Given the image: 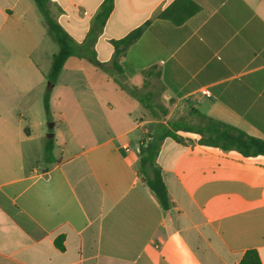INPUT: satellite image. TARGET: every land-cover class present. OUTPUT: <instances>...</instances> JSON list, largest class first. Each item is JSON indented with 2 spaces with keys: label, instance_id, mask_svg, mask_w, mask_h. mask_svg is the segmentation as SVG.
Wrapping results in <instances>:
<instances>
[{
  "label": "crops",
  "instance_id": "crops-1",
  "mask_svg": "<svg viewBox=\"0 0 264 264\" xmlns=\"http://www.w3.org/2000/svg\"><path fill=\"white\" fill-rule=\"evenodd\" d=\"M104 1L47 7L80 44ZM139 28L120 73L112 42ZM94 49L104 70L70 58L52 88L46 161L59 46L34 0H0V264H239L249 250L264 264V155L176 131L157 158L165 210L135 150L192 110L264 142V0H114Z\"/></svg>",
  "mask_w": 264,
  "mask_h": 264
},
{
  "label": "trees",
  "instance_id": "trees-1",
  "mask_svg": "<svg viewBox=\"0 0 264 264\" xmlns=\"http://www.w3.org/2000/svg\"><path fill=\"white\" fill-rule=\"evenodd\" d=\"M43 16V22L49 36L58 44L59 51L53 56L50 73L47 77L49 86L44 95V109L48 121H52L50 98L51 91L57 79L70 58L77 57L87 60L93 66L105 69V65L97 59L94 45L96 42V33L101 32L108 20L114 6V0H105L99 13L94 20V27L83 43H77L70 34L55 20L47 7L49 0H34ZM143 32L139 28L121 40L113 41L115 55L112 66L115 70L122 72L119 64V58L125 55L131 44L136 42ZM131 95H135V89L129 86H123ZM167 116L168 111H163ZM197 116V121L192 119H183V124L172 126L171 129L159 125L152 136L150 142L145 145L140 153V172L151 191L155 194L163 209L168 210L171 206V200L157 158L161 145L165 138L173 137L180 139L175 134L180 130L183 132L196 133L201 136L200 143L208 146L220 147L223 150L236 149L246 156L264 155V142L251 138L234 127L218 123L213 119L190 111V116ZM55 139H46L44 146V157L46 161L51 162L54 159L53 150ZM62 239L57 240L59 248L63 249ZM239 264H262L259 254L256 250L247 251Z\"/></svg>",
  "mask_w": 264,
  "mask_h": 264
},
{
  "label": "built area",
  "instance_id": "built-area-1",
  "mask_svg": "<svg viewBox=\"0 0 264 264\" xmlns=\"http://www.w3.org/2000/svg\"><path fill=\"white\" fill-rule=\"evenodd\" d=\"M202 95L203 96H205V97H207V98H210L211 96H212V93H211V91H210V89H204L203 91H202ZM152 139V133H150L149 131H146V138L144 139V141H142L140 144H138L137 145V147H136V152L137 153H141V150H142V148L145 146V145H147L149 142H150V140ZM126 150H128L129 149V147L126 145L125 147H124Z\"/></svg>",
  "mask_w": 264,
  "mask_h": 264
},
{
  "label": "rangeland",
  "instance_id": "rangeland-1",
  "mask_svg": "<svg viewBox=\"0 0 264 264\" xmlns=\"http://www.w3.org/2000/svg\"><path fill=\"white\" fill-rule=\"evenodd\" d=\"M81 80H83V79H82V76L79 74V75L77 76V78H76V81H75V80L73 81V84H74L75 86H77V88H80L79 86H80ZM41 114H42V117H43L45 120H47V122H46V130H47L46 134H47V135H48L49 133L54 134V133H53V130H54V129L51 130V131L48 133V131H49L48 123H49V122H54L53 119L56 120V118H55V117H51V118H52V121H48L47 116H46V112H45V109H44V108H42ZM51 116H52V115H51ZM45 136H46V135H45ZM45 141H46V137H45ZM58 149H59V148H57L56 153H58Z\"/></svg>",
  "mask_w": 264,
  "mask_h": 264
},
{
  "label": "water",
  "instance_id": "water-1",
  "mask_svg": "<svg viewBox=\"0 0 264 264\" xmlns=\"http://www.w3.org/2000/svg\"><path fill=\"white\" fill-rule=\"evenodd\" d=\"M54 125H55L54 122H49V123H48V127H49V129L52 130L53 127H54ZM47 137H48V138H52V137H53V134H52V133H49V134L47 135Z\"/></svg>",
  "mask_w": 264,
  "mask_h": 264
}]
</instances>
